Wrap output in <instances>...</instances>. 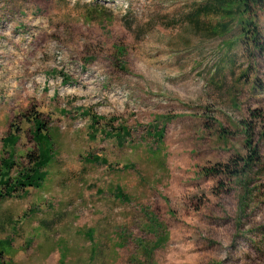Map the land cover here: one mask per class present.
<instances>
[{
    "label": "rangeland",
    "instance_id": "rangeland-1",
    "mask_svg": "<svg viewBox=\"0 0 264 264\" xmlns=\"http://www.w3.org/2000/svg\"><path fill=\"white\" fill-rule=\"evenodd\" d=\"M261 1L0 0V159L17 134L16 178L32 111L54 143L42 185L0 198L2 264H264Z\"/></svg>",
    "mask_w": 264,
    "mask_h": 264
},
{
    "label": "trees",
    "instance_id": "trees-1",
    "mask_svg": "<svg viewBox=\"0 0 264 264\" xmlns=\"http://www.w3.org/2000/svg\"><path fill=\"white\" fill-rule=\"evenodd\" d=\"M234 1V0H233ZM242 12H245L252 5H259L262 3L261 0H236ZM221 2V1H220ZM232 3V2H231ZM223 4V2H221ZM230 6V5H229ZM222 12L226 14L229 12L226 11L225 8H220ZM199 11V10H198ZM225 14V15H226ZM248 27L247 29L242 27L243 33L248 35V39L250 43L253 45L254 51L258 53H264V46L262 43L258 41V33L256 27H251L250 23H242ZM63 82L66 83V79L63 78ZM42 115L37 113L36 111H32L27 116V121L33 125L32 130V141L35 144L32 152H29L25 155L24 165L20 168V171L17 173L16 178H11L9 172L16 167L13 151H9V146L15 145L18 141V136L15 133H11L10 131L2 139V143L4 146V157L0 159V198L12 197L14 194L21 192L22 194H26L28 189L31 188H39L44 182L47 173L45 171V167L50 162L54 155V143L52 142L50 136L48 135V124L42 119ZM99 120H104L98 116H92V124L98 125ZM115 119H111L108 122H105L104 132L109 134V136L113 137L117 146H122L125 142L126 138L130 136V130L125 124H120L118 127L113 126V122ZM156 138L158 140L162 139L161 132H156ZM247 151L248 155H246L240 162H234L233 168H230V173L233 176L239 175L240 166L247 167L250 163H253L257 160L258 155L256 154V150L247 143ZM92 162H100L101 158L94 157L92 160H86ZM228 168V167H226ZM242 168V167H241ZM221 171L218 169H213L211 171L212 175H218ZM114 196L124 202L129 203L130 198L127 194H125L121 188L116 187L114 190ZM10 241L0 240V264H2V258L7 255V253L11 250Z\"/></svg>",
    "mask_w": 264,
    "mask_h": 264
}]
</instances>
